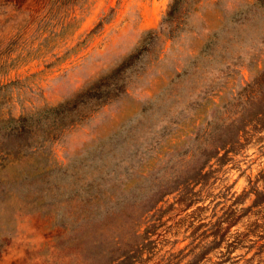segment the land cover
Segmentation results:
<instances>
[{
    "label": "rangeland",
    "instance_id": "1",
    "mask_svg": "<svg viewBox=\"0 0 264 264\" xmlns=\"http://www.w3.org/2000/svg\"><path fill=\"white\" fill-rule=\"evenodd\" d=\"M172 1L0 0V124L29 118L24 146L0 150V264H109L148 221L156 243L141 264H187L211 223L263 188L264 115H248L260 98L264 0H181L167 16ZM128 58L104 99L52 123L47 109ZM222 139L230 151L194 184ZM179 188L198 203L185 208ZM259 209L230 222L227 242L255 227L248 248L223 243L198 264H230V249L243 254L235 264H264Z\"/></svg>",
    "mask_w": 264,
    "mask_h": 264
},
{
    "label": "trees",
    "instance_id": "2",
    "mask_svg": "<svg viewBox=\"0 0 264 264\" xmlns=\"http://www.w3.org/2000/svg\"><path fill=\"white\" fill-rule=\"evenodd\" d=\"M181 0H173L170 5L169 9L166 12L167 16H171L176 8L178 3ZM101 22L98 23V25ZM127 61H129V58L122 62L111 75L107 76V78H101L96 84L88 87L84 91L78 93L76 97L68 102H64L59 104L56 107L47 109L51 112H53L52 116V123L57 122V126L62 125L63 123H59L58 121L64 118V114L67 111L69 107L74 108L77 106L80 102H88L91 100L98 101L104 99L107 94V87H108V79L113 76L114 74H117L126 64ZM262 77V81L258 82V87L260 91V98L256 97L255 95L248 94L250 96L249 98H255L256 103L252 106L248 117L249 119H253L256 116H263L264 115V69L262 72H260V80ZM257 81V80H256ZM259 81V78H258ZM249 84L246 85L248 87ZM28 117L23 116L17 120L8 119L6 122H2L4 125L0 124V150L6 154H10L12 151L16 152L20 150L24 146V135L26 134L27 125L26 122L28 121ZM244 128L243 125H240L238 127V130H241ZM231 144L232 141L228 139H222L216 142L215 148L211 150L209 153H207L206 157L204 158L203 162L199 166L198 171H195L190 179L193 180L194 184L199 183V177L201 175H205L206 172H203V170L206 168V166L209 164L211 159L216 158V160L221 159V155L219 156V149H225L224 155H227V153L230 151L229 147L227 148V144ZM223 156V155H222ZM177 190V189H175ZM180 191V196H182V199H180V203L183 201L185 202L184 207L189 208L193 204L198 203L196 199L194 198H187L183 199V196L185 192L183 189H178ZM160 192V191H157ZM166 193L165 191H161V194L158 198L162 197ZM251 193L254 195V199L252 200L251 204L246 207H233L231 208V213L226 214L224 212V215L217 218L214 222L211 223V227L209 228L208 232L205 233L208 234V236H212L211 240L204 242L202 245V248L198 251H193L190 256V259L188 260L187 264H198L200 261H202L210 252L213 250L219 248L223 243L226 244L227 247L233 248H248L246 245V237L249 236L250 232L254 231V226L251 224L247 225L243 230H236L233 236V239L229 242L225 241L228 232L230 231L232 224L230 222H234V224H237L240 222L243 216L247 215L254 207H260L259 212L261 219L264 221V207L262 205L264 204V186L263 188L259 189L255 187ZM182 194V195H181ZM239 197H236V199ZM188 199V201H185ZM159 200V199H157ZM242 201H235L234 204L237 206L238 204H241ZM156 203L158 201H155L153 205H151L147 210L155 209ZM196 209H199L197 207ZM160 218V217H159ZM158 220V219H157ZM158 226L157 222L148 223L145 222V226L142 229L141 232L136 231L135 235L137 237V241H133V244L126 247L127 249H122V254L118 256L115 259H111L109 264H141L142 261H144V254L147 251L146 246L148 245L149 250H151V244L156 243V240L152 238V234H154V231L156 227ZM140 240V242H139ZM208 240V239H207ZM252 244V243H250ZM250 246V245H249ZM230 249V250H231ZM230 250L227 251V255H225L226 252L223 253L224 260H230V264H235L238 259L241 258L243 254H239L237 256H232L230 253ZM226 256V257H225ZM253 256L249 257L248 259H251ZM226 258V259H225ZM247 259V260H248ZM235 261V262H234Z\"/></svg>",
    "mask_w": 264,
    "mask_h": 264
}]
</instances>
